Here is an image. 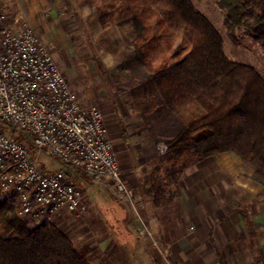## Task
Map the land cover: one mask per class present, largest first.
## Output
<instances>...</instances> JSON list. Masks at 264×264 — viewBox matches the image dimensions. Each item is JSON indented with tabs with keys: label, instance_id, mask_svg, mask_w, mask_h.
<instances>
[{
	"label": "rangeland",
	"instance_id": "374dc122",
	"mask_svg": "<svg viewBox=\"0 0 264 264\" xmlns=\"http://www.w3.org/2000/svg\"><path fill=\"white\" fill-rule=\"evenodd\" d=\"M10 2L8 11L0 0L8 21L11 14L21 12L15 0ZM191 2L221 35L226 57L252 67L264 80V47L244 36L243 28L236 29L235 40L230 36L219 0ZM47 3L53 6V17H45L48 12L40 6L36 25L19 24L32 28L48 47L83 104L99 106L105 119L121 105L117 117L124 144L111 141L112 145L120 168L122 161L141 164L137 186L123 176L134 192L132 199L122 202L123 197L110 195L90 181L79 211L48 222L71 239L87 264H264V188L251 178V162L233 152L204 159L188 153L167 154V148L161 153L158 144H165L180 119L157 106L159 97L146 69L133 59L132 27L101 28L94 23L91 16L97 18L100 0ZM56 5L61 10L56 11ZM201 40L195 31L165 37L154 66H172ZM132 154L135 161L127 160ZM40 160L45 169L71 173L83 187L82 173L45 152ZM154 179L164 187L160 199L166 203L161 206L154 203Z\"/></svg>",
	"mask_w": 264,
	"mask_h": 264
},
{
	"label": "trees",
	"instance_id": "16d2710c",
	"mask_svg": "<svg viewBox=\"0 0 264 264\" xmlns=\"http://www.w3.org/2000/svg\"><path fill=\"white\" fill-rule=\"evenodd\" d=\"M95 8L101 28L130 25L133 59L147 71L159 101L180 124L166 140L167 154L198 159L233 152L248 160L251 178L264 188V80L250 66L229 60L223 40L191 0H100ZM225 28L235 40L243 28L264 47V0H219ZM254 9L258 10L254 14ZM197 32L202 40L172 66L154 63L160 44L174 33ZM72 176L71 173L67 172ZM154 203L161 206L164 187L153 180ZM125 216L123 222H126ZM0 264H87L71 239L57 226H30L15 213L12 199H0ZM123 241V240H122Z\"/></svg>",
	"mask_w": 264,
	"mask_h": 264
},
{
	"label": "built area",
	"instance_id": "2783aa9c",
	"mask_svg": "<svg viewBox=\"0 0 264 264\" xmlns=\"http://www.w3.org/2000/svg\"><path fill=\"white\" fill-rule=\"evenodd\" d=\"M158 149L164 153L165 144ZM44 152L133 198L102 110L80 101L48 47L29 26H12L0 3V199H12L30 226L84 203V188L67 171L41 165Z\"/></svg>",
	"mask_w": 264,
	"mask_h": 264
},
{
	"label": "crops",
	"instance_id": "0c3cea01",
	"mask_svg": "<svg viewBox=\"0 0 264 264\" xmlns=\"http://www.w3.org/2000/svg\"><path fill=\"white\" fill-rule=\"evenodd\" d=\"M55 1H56V3H58L59 0H55ZM67 1L72 3V1H74V0H67ZM3 2L5 3L8 11H10V5H11L10 0H3ZM85 2H86V0H85ZM15 3L17 5V9H19L21 12L17 13L16 15L11 14V12H10L11 16L9 18V23L12 26L19 25V23L21 21H24L26 23L28 22L30 24L33 23V25H36L34 22H35V19L37 18L38 11H41L39 8L40 6L41 7L43 6L44 9H46V11L48 12L45 15V17H48V18L50 16L53 17V14H54V10L52 9L53 6L48 7L47 0H15ZM39 3H40V5H39ZM61 5L64 6V3H61ZM55 9H56V11L61 10L59 5H56ZM85 9H86L85 7H82L81 11L85 12L86 11ZM87 9L90 10L89 7ZM81 17H83V14H81ZM91 18H93L94 23H98L97 18L92 17V16H91ZM120 106L121 105L119 104L120 110H115V114L106 115V119H105V122H106V125L108 128V132L110 134L111 141H113L115 145H119V143L124 144V142H123L124 139H123V135H122V131H121V125L119 124L120 123L119 118L117 117V116H119V114H121V107ZM127 157H128L127 160H131V161H135V159H136L134 154H132V156L127 155ZM140 168H141V164L135 165V163H134L132 166H130L128 164L123 163V161H122L121 170H122L123 176L125 177L126 181L128 183H130L132 186L133 185L137 186L141 180V176H139V169ZM81 177L83 179V181H81V183L83 184L82 188L88 189L90 187V185H89L90 180L83 174ZM96 185H98L100 188L105 189L110 195L112 194L114 196L122 198L120 195H117V194L111 192L110 189L108 188V186L103 185V184H96ZM124 200L125 199L123 198V200H121V201L123 202ZM126 213H127V211H126ZM240 221H241V223H243L242 219H240Z\"/></svg>",
	"mask_w": 264,
	"mask_h": 264
}]
</instances>
